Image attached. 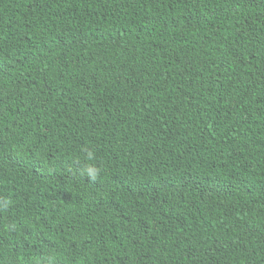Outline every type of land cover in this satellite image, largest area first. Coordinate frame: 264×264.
I'll list each match as a JSON object with an SVG mask.
<instances>
[{"label":"trees","instance_id":"16d2710c","mask_svg":"<svg viewBox=\"0 0 264 264\" xmlns=\"http://www.w3.org/2000/svg\"><path fill=\"white\" fill-rule=\"evenodd\" d=\"M0 197V264H264V0H0Z\"/></svg>","mask_w":264,"mask_h":264},{"label":"clouds","instance_id":"9594fccd","mask_svg":"<svg viewBox=\"0 0 264 264\" xmlns=\"http://www.w3.org/2000/svg\"><path fill=\"white\" fill-rule=\"evenodd\" d=\"M84 152L86 153L85 160L87 161L83 168L80 170L82 176H87L91 181L96 182L98 177L101 175V169L92 163L95 159L94 152L90 149L85 148ZM11 201L7 198L0 197V212L7 210ZM51 260V257H48Z\"/></svg>","mask_w":264,"mask_h":264}]
</instances>
